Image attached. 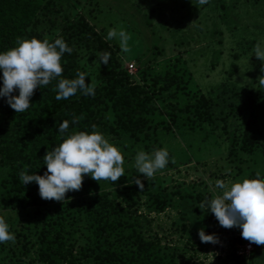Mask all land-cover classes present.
I'll return each mask as SVG.
<instances>
[{
	"label": "trees",
	"instance_id": "1",
	"mask_svg": "<svg viewBox=\"0 0 264 264\" xmlns=\"http://www.w3.org/2000/svg\"><path fill=\"white\" fill-rule=\"evenodd\" d=\"M208 2L213 7L206 13L214 18V31L223 43L208 72L209 77L215 76L214 82L211 81L214 84L192 102L171 105L165 111L174 125L184 124L193 130L202 127L214 133L235 158H242L241 153L255 155L262 146L256 135V122L251 118L241 120V115L264 106V88L255 92L254 86L264 75L261 71L264 64L252 54L259 40L241 35L239 26L230 17L228 0ZM251 2L259 6L264 17V0ZM60 3L61 0H0V51L14 46L17 38L48 37L51 41L58 35L72 48L70 54L61 56L62 78H74L77 71L84 72L78 60V49L83 46L98 53L108 52L110 58L107 65H98L94 96L77 92L57 100L55 85L59 78H55L33 90L30 107L23 113H16L0 97V166L8 172L0 179L4 189L1 202L4 207L18 211L19 225L15 231L17 241L5 251L1 264H194L178 259L168 241L146 232L150 225L147 214L162 212L172 204L178 206L182 221H178L182 227L171 226L175 233L185 230L188 234L193 231L197 234V229L203 227L209 234L211 227L220 226L208 211L207 202L202 203L190 185L177 184L173 190H167L154 178L147 180L134 172L124 174L113 183L104 180L107 184H120L115 188V193L122 194L119 201H114L109 192H102L94 201L78 208L81 214L73 220L65 208L58 204L51 206L47 199H41L35 182L23 185L19 180L22 169L29 174L44 173L46 165L42 157L47 149L50 151L61 142L56 129L62 121H68L69 132L91 131V125H95L97 131L113 137L127 134L133 139H143L148 136L147 131L154 128L148 120V115L154 112L153 99L162 94L151 84L131 80L116 47L89 25L83 15L71 16L68 8L62 10ZM51 15H61V21H51L50 33L43 34L39 24ZM259 31L264 33L263 28ZM231 34L233 40L229 41L227 37ZM260 45L264 47V42ZM247 76L252 77L251 82L243 79ZM88 79L86 76V83ZM12 94L18 92L14 89ZM73 116L79 117L75 124ZM257 173L251 170L248 177ZM134 176L141 179L143 188L131 182ZM142 198L146 212L136 207ZM198 204L204 207L201 209ZM78 222L87 233L86 241L77 248L73 230ZM0 247V251L4 250ZM25 255L30 256L26 262ZM254 255L251 251L249 258Z\"/></svg>",
	"mask_w": 264,
	"mask_h": 264
},
{
	"label": "rangeland",
	"instance_id": "2",
	"mask_svg": "<svg viewBox=\"0 0 264 264\" xmlns=\"http://www.w3.org/2000/svg\"><path fill=\"white\" fill-rule=\"evenodd\" d=\"M228 4L230 17L239 26L241 35L255 37L259 44H263L264 33L259 30L264 29V17L259 6L251 0H228ZM60 6L62 10L68 8L71 16L83 15L86 22L104 38L109 28L117 31L123 28L129 33L130 52L127 54L120 52L117 40L108 41L116 47L123 67L131 74V80L151 84L154 90L162 92L153 99L154 112L148 115V120L154 128L147 131L148 136L133 139L127 134L117 137L103 134L110 143L118 146L125 175L134 172L145 178L143 174L135 172L133 162L136 152L165 148L170 162L165 168L157 170L152 178L167 190H173L177 184L183 187L190 185L188 187L199 194L202 203L211 199L213 194H219L215 186L217 179L225 183L234 182L248 177L251 170L264 175L263 105L246 110L241 115V120L251 118L256 122V135L262 141L255 155L241 153L242 158L228 154L221 139L202 127L193 130L184 124L174 125L165 111L171 105L182 106L192 102L214 84L215 76L209 77L208 72L210 63L215 61L217 50L223 43H220L221 36L214 31V18L206 13L207 9L213 7L212 3L199 5L197 0H61ZM60 16L47 17L50 21L40 22L39 30L43 34L50 33L48 28H52L51 21L60 22ZM256 29L258 31L254 34ZM227 40H233L232 34L228 35ZM78 51V60L84 72L96 82L99 65V57L95 55L97 50L83 46ZM243 79L251 82L252 77ZM254 86L257 92L259 84L254 83ZM7 173L6 168L0 166V179ZM82 176L80 189L66 192L65 201L47 199L51 206L58 204L68 210L73 220H77L81 214L78 208L85 207L102 192H109L114 201H119L122 195L115 193L116 186L120 184L111 185L104 180L98 182L88 174ZM3 194L0 181V217L6 220L14 235V241L0 243L4 248L0 251V264L5 260H1L5 251L17 241L15 231L19 227L18 211L3 206ZM136 207L138 211L146 212L143 198ZM147 217L150 220V225L146 227L147 234L154 233L168 241L180 260L194 264H264V244L257 245L243 239L239 227H211L209 234L215 235L218 242L201 243L194 231L191 234L185 230L175 233L170 229L171 226L179 225L178 221L182 222L176 204L162 212H150ZM81 224L76 223L73 230V237L76 238L73 242L77 248L86 241L87 230ZM184 225L188 227L185 221ZM245 244H250L251 249L238 253V248ZM251 251L256 255L249 258ZM29 258V255H25V262Z\"/></svg>",
	"mask_w": 264,
	"mask_h": 264
},
{
	"label": "clouds",
	"instance_id": "3",
	"mask_svg": "<svg viewBox=\"0 0 264 264\" xmlns=\"http://www.w3.org/2000/svg\"><path fill=\"white\" fill-rule=\"evenodd\" d=\"M208 0H197V4L205 5ZM107 40L118 41L121 53H129L131 36L123 28L107 30ZM71 53L62 37L49 40L48 37L17 38L14 46L0 51V97L16 113H23L30 107V97L37 87L48 85L52 79H57L55 98L67 99L79 92L84 96H94L96 84L86 72L77 71L74 78H62L61 56ZM264 64V47L254 45L252 54ZM99 64H108V52L95 53ZM264 72V67L261 66ZM89 77L87 83L85 77ZM259 87L264 88V75L260 76ZM14 89L18 94L13 95ZM79 117L73 116L75 124ZM61 136V142L49 151H45L42 163L46 165L43 174L31 173L22 169L19 180L23 185L35 182L41 199L65 201V193L79 190L82 174H88L93 180H107L112 183L124 175L123 157L118 146L91 125V131H67L68 121H62L56 129ZM170 162L169 153L165 148L154 149L151 152L139 150L134 156L133 166L136 173L143 174L148 180L157 170L165 168ZM174 162V161H172ZM138 188L144 185L139 177H132ZM219 194H213L207 200V208L218 224L224 228L239 227L240 235L249 243L264 244V175L260 173L245 177L234 182L225 183L220 179L215 181ZM202 209L203 204H198ZM201 243H217L218 238L206 234L204 228L197 229ZM14 241V235L9 230L6 220L0 217V243Z\"/></svg>",
	"mask_w": 264,
	"mask_h": 264
},
{
	"label": "built area",
	"instance_id": "4",
	"mask_svg": "<svg viewBox=\"0 0 264 264\" xmlns=\"http://www.w3.org/2000/svg\"><path fill=\"white\" fill-rule=\"evenodd\" d=\"M249 249H251V245L250 244H245L243 247H239L238 248V253L242 254L244 252H248Z\"/></svg>",
	"mask_w": 264,
	"mask_h": 264
}]
</instances>
